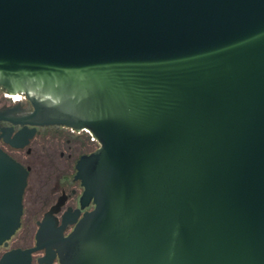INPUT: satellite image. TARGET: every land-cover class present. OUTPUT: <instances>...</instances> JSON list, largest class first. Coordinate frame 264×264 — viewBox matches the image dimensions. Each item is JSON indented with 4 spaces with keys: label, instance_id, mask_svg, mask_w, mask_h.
<instances>
[{
    "label": "water",
    "instance_id": "1",
    "mask_svg": "<svg viewBox=\"0 0 264 264\" xmlns=\"http://www.w3.org/2000/svg\"><path fill=\"white\" fill-rule=\"evenodd\" d=\"M0 88L12 145L99 142L76 165L94 207L55 228L64 193L0 264H264V0H0ZM28 174L0 147V246Z\"/></svg>",
    "mask_w": 264,
    "mask_h": 264
},
{
    "label": "flooded vegetation",
    "instance_id": "2",
    "mask_svg": "<svg viewBox=\"0 0 264 264\" xmlns=\"http://www.w3.org/2000/svg\"><path fill=\"white\" fill-rule=\"evenodd\" d=\"M4 101L5 99L0 98V105ZM13 121V119H2L0 121V133H3L6 127H13L12 134H10L13 138L22 128L20 124ZM29 127L33 128V126ZM5 138V135L0 136V147L18 160L29 172L23 194V214L19 229L24 225L25 231L22 237L24 239L30 238L31 242L12 248H28L36 244V233L41 227V223H44L46 214L52 211L53 206L58 205L64 193L67 198L59 205L60 208L57 212L52 211V215L58 219L55 228L63 225L64 215L70 207H72L70 210L72 213L76 209L80 210L79 218L84 212L94 207L92 202L82 207L81 198L84 186L81 180L76 178V165L80 158L92 153L99 147L97 139H91L90 132L76 131L58 125L37 126L33 136L22 147L12 145ZM74 226V223L67 221L63 229L64 236H67L74 229ZM19 229L9 240V243ZM8 246L2 245L0 248ZM53 250L55 257L51 262L43 260L41 263L39 258L47 255L46 248H43L32 254V264H63L55 246Z\"/></svg>",
    "mask_w": 264,
    "mask_h": 264
},
{
    "label": "rangeland",
    "instance_id": "3",
    "mask_svg": "<svg viewBox=\"0 0 264 264\" xmlns=\"http://www.w3.org/2000/svg\"><path fill=\"white\" fill-rule=\"evenodd\" d=\"M0 98L6 99L7 95L5 94V91H3L2 89H0ZM25 231L24 225L21 227V229H19V231L17 232V234L13 237V239L10 241L9 246L8 247H1L0 248V256L8 249L12 248V247H16L19 245H25L31 242V239H24L23 233Z\"/></svg>",
    "mask_w": 264,
    "mask_h": 264
},
{
    "label": "built area",
    "instance_id": "4",
    "mask_svg": "<svg viewBox=\"0 0 264 264\" xmlns=\"http://www.w3.org/2000/svg\"><path fill=\"white\" fill-rule=\"evenodd\" d=\"M91 134V133H90ZM91 139L92 140H95L96 138L91 134Z\"/></svg>",
    "mask_w": 264,
    "mask_h": 264
},
{
    "label": "bare ground",
    "instance_id": "5",
    "mask_svg": "<svg viewBox=\"0 0 264 264\" xmlns=\"http://www.w3.org/2000/svg\"><path fill=\"white\" fill-rule=\"evenodd\" d=\"M5 94L8 96V93L7 92H5Z\"/></svg>",
    "mask_w": 264,
    "mask_h": 264
}]
</instances>
